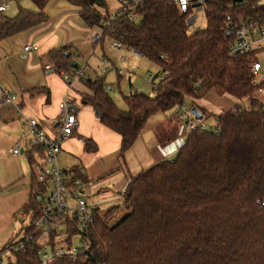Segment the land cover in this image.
<instances>
[{"label":"trees","instance_id":"16d2710c","mask_svg":"<svg viewBox=\"0 0 264 264\" xmlns=\"http://www.w3.org/2000/svg\"><path fill=\"white\" fill-rule=\"evenodd\" d=\"M21 1L0 0L19 7L15 17H0V42L47 23L51 0H30L36 10L22 7ZM64 1L80 9L88 27L102 29L99 41L109 37L159 68L151 79L154 94L132 92L125 97L126 111L106 90L103 76L81 78L90 91L84 101L103 125L122 136L121 157L158 112L177 110L170 116L176 127L163 143L171 141L184 123L180 109L193 107L212 90L247 101V106L216 116L215 130L196 127L176 159L162 161L130 181L124 192L126 214L118 223L109 226L119 208L103 217L95 212L88 249L76 259L66 256L48 264H264V101L256 96L252 72L261 52L233 56L225 33L229 22L253 16L264 6L260 9L255 0H208L205 28L191 32L188 15L172 0H144L135 8L140 22L119 12L109 15L106 0ZM49 55L67 73L79 65L69 47ZM39 149L44 150L33 145V151ZM30 163L33 166L31 157ZM76 179L86 183L84 174L72 169V181ZM41 187L34 174L30 202L23 208L29 221L17 235L32 241L27 252L8 264H44L43 255L57 243L54 225L49 241L37 243L41 204L36 196ZM69 225L70 235H77L76 225Z\"/></svg>","mask_w":264,"mask_h":264},{"label":"crops","instance_id":"0c3cea01","mask_svg":"<svg viewBox=\"0 0 264 264\" xmlns=\"http://www.w3.org/2000/svg\"><path fill=\"white\" fill-rule=\"evenodd\" d=\"M106 3L109 15H116L119 5H112L110 0H106ZM110 6L114 11H110ZM100 11L106 14L105 9ZM46 14L47 23L0 42V87L16 94L21 107L20 112L11 105L0 106V233L8 234L9 241L16 234L20 218H26L23 227L29 221L23 208L30 202L33 175H39L45 164V151L32 150L34 142L28 135V119H37L46 133L53 137L62 122L60 103L70 102L78 107L79 125L74 135L62 144L57 164L60 169L82 170L86 178L82 194L99 216L103 217L109 210L119 208L112 219L119 213H126L123 207L124 192L130 181L162 161L176 159L189 136L183 123L177 135L163 143V139L170 137L176 127L173 124L175 118L170 119V116L177 110L158 112L148 120L134 145L121 157L122 136L103 125L95 109L84 101V96L90 91L83 80L66 82L59 74L45 70V65L51 59L49 54L55 49L69 47L78 64H81L83 57L95 55L98 45L103 42L97 39L102 35V29L88 27L80 17V9L64 0H51ZM110 40L113 44V40ZM26 45H37L39 51L25 52ZM134 57L145 59L143 56ZM98 58L86 78L95 80L103 76L107 84L109 74L116 70L115 65L105 52ZM104 62L112 68L102 74ZM132 74L129 71L122 76L116 74V80L128 76L131 82L134 79ZM158 75L159 68L151 79ZM114 84L109 83L111 92L115 89ZM243 105L247 106V101L240 102L230 95H221L212 90L187 110L195 125H203L207 117H211L215 124L216 116L241 110ZM117 106L127 110L126 104ZM195 108L200 114L197 117L191 114ZM88 145L96 146V150L88 151ZM17 146L20 152L14 154ZM102 210L104 215H100Z\"/></svg>","mask_w":264,"mask_h":264},{"label":"built area","instance_id":"2783aa9c","mask_svg":"<svg viewBox=\"0 0 264 264\" xmlns=\"http://www.w3.org/2000/svg\"><path fill=\"white\" fill-rule=\"evenodd\" d=\"M144 0H120L121 6L119 13L127 15L130 20L136 21L138 15L135 8L143 3ZM246 3L247 0H232ZM257 1L259 8L264 6V0ZM172 2L183 13L188 15V24L195 28L198 22V13L202 12L206 16L208 10V0H172ZM233 3L229 4L231 7ZM11 7L10 2H0V13L6 12ZM196 30H199L196 29ZM225 33L230 39L229 51L233 56L247 55L253 52L264 51V10L255 12L253 16L242 18L237 22H229L226 25ZM101 36H98L99 39ZM114 47L121 51H131L120 42H114ZM25 52H37V45H26ZM134 52V51H133ZM141 57L140 52H134ZM126 55H121V62L126 61ZM90 58L84 59L74 71L67 73L59 68L56 63L50 59L45 65V70L62 76L66 82L81 80L91 69ZM112 68L107 62L102 66V74ZM119 75L124 74L122 68H116ZM264 69L259 61L254 64L252 72L254 75V86L258 93L264 97ZM106 90L112 91L110 85ZM11 105L21 112V107L17 103L16 94L10 92L4 87H0V106ZM60 113L62 117L61 124L58 125L55 135L49 136L42 128L37 119H28V135L33 139L34 144L40 145L45 151V164L41 169L38 179L42 184L37 193V200L41 204V210L37 222V230L48 235L51 225L58 233V241L51 252L43 255L44 264H48L55 258L66 256L76 259L78 255L86 251L89 247V229L93 225L95 208L82 194L84 183L81 179L72 181V169H60L57 160L62 151V144L70 139L79 125L78 107L70 102L60 103ZM180 117L184 121V127L188 134L192 133L196 127L204 125H195L190 119V114L185 107L180 109ZM14 154H19L20 147L13 150ZM83 174L82 170H79ZM69 222H73L78 230L77 235L71 236L69 233ZM79 240L80 246L76 244ZM32 241L30 237H20L13 241L0 252V264L11 262L18 253H25Z\"/></svg>","mask_w":264,"mask_h":264},{"label":"rangeland","instance_id":"374dc122","mask_svg":"<svg viewBox=\"0 0 264 264\" xmlns=\"http://www.w3.org/2000/svg\"><path fill=\"white\" fill-rule=\"evenodd\" d=\"M110 1L112 2V5H114V6L119 5V10H120V6H121L120 0H110ZM20 5L22 7L30 9V10H36V6L30 0H22ZM18 9H19V7H18L17 3H11V7L6 12L0 13V17H2V16L10 17V18L15 17L17 12H18ZM112 9H113L112 6H110V11H114ZM119 10L117 12H119ZM198 15H199L198 22L195 25V28H191V32H194V30H196L198 28L204 29L206 26V16H204V14L202 12L198 13ZM136 21L140 22L141 18H138ZM102 44H103V47L101 46ZM104 52L108 56V59L110 60V62L112 64H114L116 68H122L124 70L123 75H125L127 71L134 73V74H132V77L134 79L132 78L133 80L131 82L129 81L128 76L125 79H120L119 81H117L116 80V74L119 75L117 70H114L113 72H111V74H109V77L107 79V84L109 85V83H113V84L115 83L114 84L115 89H113L114 91L109 92V93H110L112 99L118 105H120V107H123V105L126 104L125 103V97H128L129 94H131L132 92L136 91L139 93H147L148 95H150V93H152V95L154 94V85L152 84L151 76L153 73H157L158 67L156 65L150 63L149 61L145 60V59L141 60V59L135 58L134 56L136 54L133 51H123L124 54L128 58H130V60L128 59L127 62L125 61L126 63L125 62L122 63L120 60L122 52H120L119 49H116L114 47V45L112 44L109 37H105L103 42L98 45V48L96 49L95 55H89V56L83 57L81 59V62L84 59L89 57L91 59L90 64L92 65L99 60L98 57H101V53H104ZM257 58L262 63L263 69H264V51L259 53L257 55ZM128 74L129 73H127V75ZM256 96L264 101V97L262 94L256 93ZM243 102L245 103V101H243ZM189 105H190V103H189ZM120 109L121 110L124 109L122 111H126L125 110L126 108H120ZM186 109H188L187 106H186ZM202 123L207 130H210V131L215 130L214 129L215 128L214 120L211 117H207ZM103 210L100 212V215H104L105 212ZM125 214H126L125 212L119 213L114 219L109 221V226L112 227L114 224L118 223V221ZM25 219H26L25 217L20 218V220L17 223L18 225H17V230L15 232L16 234L13 235V237L11 238L10 241L8 240L10 237L8 234L0 233V252L12 240L17 239V235H18V233H20V231L24 225ZM21 221H23V222H21ZM37 232L39 233V236L37 238V243L39 245H44L46 242L49 241L48 235L42 233V230H37ZM58 240L59 239H57V241ZM8 241H9V243L7 244ZM76 244L78 246H80L78 239H76ZM4 264H8V263L4 262Z\"/></svg>","mask_w":264,"mask_h":264},{"label":"water","instance_id":"95a60500","mask_svg":"<svg viewBox=\"0 0 264 264\" xmlns=\"http://www.w3.org/2000/svg\"><path fill=\"white\" fill-rule=\"evenodd\" d=\"M70 56H71L70 53L67 54V57H70ZM74 67H77V64H75ZM191 114L194 115V116H196V117H197L198 115H200L199 112H198V110H197L196 108L191 110Z\"/></svg>","mask_w":264,"mask_h":264}]
</instances>
